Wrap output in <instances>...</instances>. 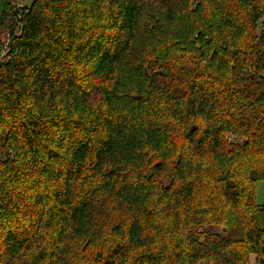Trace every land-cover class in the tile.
Returning a JSON list of instances; mask_svg holds the SVG:
<instances>
[{
	"label": "trees",
	"instance_id": "trees-1",
	"mask_svg": "<svg viewBox=\"0 0 264 264\" xmlns=\"http://www.w3.org/2000/svg\"><path fill=\"white\" fill-rule=\"evenodd\" d=\"M0 151V264H264V0H0Z\"/></svg>",
	"mask_w": 264,
	"mask_h": 264
},
{
	"label": "rangeland",
	"instance_id": "rangeland-1",
	"mask_svg": "<svg viewBox=\"0 0 264 264\" xmlns=\"http://www.w3.org/2000/svg\"><path fill=\"white\" fill-rule=\"evenodd\" d=\"M15 2L16 8H20L22 6L28 7L31 6V4L34 2V0H13ZM243 142V141H241ZM4 158V155H2V152L0 151V159ZM256 200L257 204L260 206H264V182H259L257 184V190H256ZM211 233H214L221 238L226 237H236L238 239L242 238V228L241 225L234 216L232 212H229V226L226 228H219L214 227L210 230Z\"/></svg>",
	"mask_w": 264,
	"mask_h": 264
},
{
	"label": "built area",
	"instance_id": "built-area-1",
	"mask_svg": "<svg viewBox=\"0 0 264 264\" xmlns=\"http://www.w3.org/2000/svg\"><path fill=\"white\" fill-rule=\"evenodd\" d=\"M22 8H24V6L20 7L19 9H22ZM17 9H18V8H17ZM9 41H10V36H9V34H7V35L5 36V45H6V48L8 47V43H9Z\"/></svg>",
	"mask_w": 264,
	"mask_h": 264
}]
</instances>
